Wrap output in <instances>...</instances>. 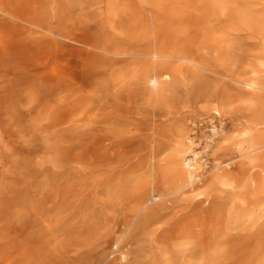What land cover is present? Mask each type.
<instances>
[{"label": "bare ground", "instance_id": "6f19581e", "mask_svg": "<svg viewBox=\"0 0 264 264\" xmlns=\"http://www.w3.org/2000/svg\"><path fill=\"white\" fill-rule=\"evenodd\" d=\"M65 1L0 0V56L20 46H34L43 52L38 62L13 70V75L88 87L94 77L109 72L110 78L100 87L106 93L101 105L107 106L113 98L132 106L135 82L144 79L150 86V97L158 101L162 84L175 79L170 67L179 63L196 72L198 85L187 92L185 101L189 105L182 109L203 100V106L192 112L213 118H232L238 105L248 101L242 94L231 92L228 82L264 94V83L259 77L235 76L236 71L248 68L256 73L255 59L264 67V0H74L75 5L71 6ZM122 1L130 4L121 7ZM88 18L98 24L95 35L88 27ZM73 57L87 61L79 80L69 67ZM60 60H66L67 65L57 66ZM205 74L214 76L215 83L203 85ZM7 76L0 74V78ZM38 98L35 94L32 104ZM63 108L65 105H58L54 114L60 115ZM86 111L69 127H79ZM96 113L90 120L97 128L101 124V128L115 132L120 149L125 151L133 144L138 129L122 125V117L110 119L107 114ZM261 113L246 121L235 135L223 127L212 129L203 150V156L214 159L212 165L199 161L180 115L170 141L173 148L167 156H162L166 145H158L145 159L114 166L104 181L115 182L120 197L134 200V224L155 226L152 234L157 233L166 206L174 200L219 197L228 236L245 223L264 219V106ZM8 121L10 126L17 123L13 118ZM63 122H52L55 131L67 128ZM1 129L0 123V133ZM44 129L45 125H37L30 130L35 135ZM88 153L87 148L80 149L76 162L82 165ZM155 202L162 204L151 207ZM35 216L38 218V213ZM106 227L93 228L100 230L99 239L110 230ZM2 246L0 240V264H19L7 253L2 255ZM199 247L197 239L187 237L174 243L171 251L161 249L166 256L164 264H195L190 261L195 257L198 264H221L229 252L224 243L209 252H199Z\"/></svg>", "mask_w": 264, "mask_h": 264}, {"label": "rangeland", "instance_id": "374dc122", "mask_svg": "<svg viewBox=\"0 0 264 264\" xmlns=\"http://www.w3.org/2000/svg\"><path fill=\"white\" fill-rule=\"evenodd\" d=\"M65 2L69 6L76 3L74 0ZM120 4L126 8L130 1ZM90 18L87 19L88 27L95 35L98 24ZM42 55L43 52L34 46H20L0 56V74H8L0 78L2 255L7 253L19 264H164L166 256L161 249L171 251L174 243L192 237L199 241V252L204 249L209 252L219 243L229 246L221 264H264V219L245 223L227 236L221 198L174 200L166 206L157 233L152 234L155 226L147 228L134 224L131 211L134 200L120 197L115 182L104 181V176L114 166L145 159L151 148L158 145H166L162 156H167L173 148L170 141L180 115L188 127L194 151L199 153V161L205 160L212 165L214 159L203 156L206 137L212 129L221 127L237 134L246 121L262 114L264 94L228 82L231 92L242 94L247 103L238 105L232 118L199 116L192 110L203 106V100L182 109L189 105L185 101L187 92L198 88L196 72L187 65L175 63L170 67L175 79L162 84L158 101L150 97V86L142 79L132 84L136 88L132 106L113 98L110 104L102 106L106 93L100 87L107 83L109 72L103 71L94 77L88 87H71L43 78L12 74L15 69L38 62ZM83 59L73 57L69 63L77 80L87 63ZM59 62L57 66L67 65L66 60ZM245 70L236 71L235 76H255L264 83V67L259 60L253 61L256 73L249 68ZM203 77V85L215 83L211 74ZM35 94L38 102L32 104ZM58 105H65V108L60 115H55ZM84 111L79 127L70 128L72 121ZM94 113L107 114L110 119L122 117V125L138 129L133 144L125 151L120 149L119 136L115 132L101 128V124L97 128L98 125L90 120L95 117ZM12 118L17 123L10 126L8 120ZM57 119L64 121L67 128L55 131L52 122ZM37 125H45V129L32 135L33 129H30ZM82 148H87L89 153L79 165L75 156ZM161 204L155 202L151 207ZM106 225L110 230L99 239L100 230L93 228ZM198 260L195 257L190 261L198 264Z\"/></svg>", "mask_w": 264, "mask_h": 264}]
</instances>
